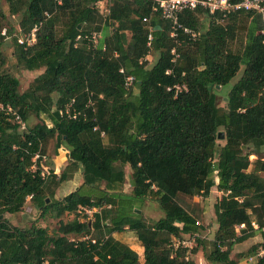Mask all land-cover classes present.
<instances>
[{
    "label": "trees",
    "instance_id": "16d2710c",
    "mask_svg": "<svg viewBox=\"0 0 264 264\" xmlns=\"http://www.w3.org/2000/svg\"><path fill=\"white\" fill-rule=\"evenodd\" d=\"M3 1L0 105L16 111L25 130L0 109V217L22 213L30 196L57 228L49 234L0 218V264H197L198 253L208 264H264L261 16L241 11L215 23L201 8L183 11L180 23L202 33L177 45L169 23L153 12L154 0ZM7 18L18 19L16 30L6 28ZM245 22L244 41L232 49ZM33 29L35 43L20 45ZM94 32L103 34L97 46L86 38ZM8 38L16 67L43 71L22 92L4 69L1 48ZM238 75L221 104L218 94ZM127 77L133 78L129 89ZM72 101L80 112L75 118L63 112ZM32 117L39 122L30 124ZM51 143L53 157L64 150L65 165L57 175L49 162L51 171L42 176L40 161ZM127 169L130 193L123 192ZM79 171L76 190L56 198ZM213 188L221 196L209 239L180 198L207 199ZM149 198L162 213L152 223L137 212ZM79 207L100 210L87 221ZM125 231L135 233L142 257L114 238ZM257 234L260 242L233 257L236 245ZM193 237L191 249L171 247L175 239Z\"/></svg>",
    "mask_w": 264,
    "mask_h": 264
},
{
    "label": "rangeland",
    "instance_id": "374dc122",
    "mask_svg": "<svg viewBox=\"0 0 264 264\" xmlns=\"http://www.w3.org/2000/svg\"><path fill=\"white\" fill-rule=\"evenodd\" d=\"M3 8L5 11H7L6 9V5L3 4L4 1L0 0ZM203 19V23L204 26L206 27L207 25V21H205L204 18ZM8 20V25L6 26V28H8V26H12L13 29L16 30L17 28V24H18V19H12V18H7ZM246 30H247V23H240L238 26V33H237V39L236 41H234V43L232 44V49L234 48H238L239 44L244 41V36L246 34ZM200 34L202 33V31H199ZM15 34V33H14ZM13 34V35H14ZM103 34L100 33V40L102 39ZM13 37V36H11ZM4 56L7 58V63L4 67V69L10 73L11 75H13L14 77H16L20 83V91H24L28 88L29 84L36 78L38 77L43 71L42 70H38V71H26L22 68H18L15 65V60L13 57V50H14V44H13V39L8 38L6 39L3 44H2V48H1ZM155 57H150V63L152 64L154 62ZM241 72H239L238 74H240ZM239 75L236 76L234 79H232L229 84L227 86L224 87V89L221 90V92L218 94L219 95V100L221 102V104H223L222 102V97L223 95L226 94V92L231 88V86L237 81ZM220 90V89H219ZM39 120L35 117H32V119L29 121L30 124H36L38 123ZM52 147L53 144L51 143L49 146V153L48 155H46L47 157H43L42 160L40 161V168H43V172H45V174H49L51 169L49 167H47V164L50 162H52L53 164V172L55 174H59L60 171L63 169L64 165H65V159H64V155L65 152L63 149H59L58 150V155L56 157H53L52 155ZM255 157L251 156L250 160H254ZM37 164V162H36ZM44 168H47L44 169ZM126 175H127V180L126 183L123 187V192L125 193H130L131 189L129 186V170L127 169L126 171ZM81 176H80V171L77 172L74 177L72 178V180L65 182L61 188H59L56 192V198H61L67 194H69L70 192L76 190V188L81 184ZM221 196V194L219 192L216 191L215 188L212 189L210 196L207 199H203L201 197H194V198H185V197H181L180 198V202L181 204L189 211H192L195 213V216L197 217V220L199 221V223L204 226L206 228V231L208 232L207 234V238H212L213 237V227L212 224H215V217H214V213H213V205L216 203V201L219 199V197ZM139 214H142L143 219L145 220L146 223H152L158 219H160L162 217V213L160 211V209L158 208L156 202L149 198L146 199L145 202L142 204L141 209L138 212ZM6 219H8L10 221V224L12 226H16L18 228H22V229H27L32 225H35L37 227H41V228H46V230L48 231L49 234H52L53 231L57 228V221L54 219H51L49 216L46 217H41L40 216V212L35 209L32 205L30 200L26 201V204L23 208L22 213H18V214H14V215H9V214H5L4 216H2ZM0 217V218H2ZM74 218V216H65L63 217L62 221L64 222H68L71 221ZM211 230V231H209ZM114 238L124 244H126L127 246H129L132 250H134L135 252H137L141 257H142V251L137 248V246H140L141 243L139 242V240L137 239L135 233L130 232V231H125L123 233L120 234H114ZM261 240V235L257 234L255 236H253L252 238H250L246 243L242 244V245H238L235 247L233 254V257H235L236 254H240V253H244L246 252L253 244H256L257 242H259ZM142 246V245H141ZM193 259L195 260V262L197 264H208L204 258L202 257V255L200 253L196 254Z\"/></svg>",
    "mask_w": 264,
    "mask_h": 264
},
{
    "label": "built area",
    "instance_id": "2783aa9c",
    "mask_svg": "<svg viewBox=\"0 0 264 264\" xmlns=\"http://www.w3.org/2000/svg\"><path fill=\"white\" fill-rule=\"evenodd\" d=\"M153 12L158 13L160 17L167 21L170 25V38H172L177 45L182 43H192L197 41L200 36L199 31H195L189 27L183 26L179 21V15L183 11H193L201 8L210 16L215 23H220L226 19L229 15L236 12H252L261 16L264 20V0H154ZM147 18L143 19V22H148ZM151 30V29H150ZM35 31H33L25 38H19L18 43L20 45L32 46L35 43ZM264 33V29L262 31ZM93 46L99 45L100 34L91 33L86 37ZM152 41V34L149 33L147 46L150 47ZM175 55V50L171 51ZM122 72V70H120ZM133 83L132 77H127L125 79L124 86L129 89ZM174 89L178 92L185 89L184 86H175ZM170 89H168L169 91ZM1 110H6L8 114L14 119L15 123L19 126L20 130H25V124L22 122L21 117L10 107H4L0 105ZM64 114L69 118H75L80 115L79 111L74 108V101L68 103L64 108ZM62 114V112H60ZM36 156L33 160L36 162ZM35 164L32 166L33 171L36 169ZM43 169V168H42ZM47 170V168H44ZM41 175L45 176V172L41 171ZM30 196L26 200H30ZM100 209L79 207V213L86 215L87 221L93 220V215L99 212ZM198 225V222L196 223ZM254 228H257L255 224H252ZM243 228V225L240 226ZM88 237L81 238V240H86ZM95 243V240L91 241ZM195 246V237L185 240V239H175L173 240L171 247L173 249L185 248L191 249Z\"/></svg>",
    "mask_w": 264,
    "mask_h": 264
},
{
    "label": "crops",
    "instance_id": "0c3cea01",
    "mask_svg": "<svg viewBox=\"0 0 264 264\" xmlns=\"http://www.w3.org/2000/svg\"><path fill=\"white\" fill-rule=\"evenodd\" d=\"M64 159H66V154L64 155ZM212 227H213V230L216 228V225L215 224H212ZM211 231V230H210ZM249 240V239H248ZM248 240H246L245 242L241 243V244H238V245H242L244 243H246ZM261 241V240H260ZM259 241V242H260ZM258 243V242H257ZM236 245V246H238ZM235 246V247H236ZM137 248L139 249V251L141 250L142 251V246H137ZM234 252V251H233ZM260 254H263V252H261ZM239 264H253V261L252 260H248V259H243L239 262Z\"/></svg>",
    "mask_w": 264,
    "mask_h": 264
},
{
    "label": "water",
    "instance_id": "95a60500",
    "mask_svg": "<svg viewBox=\"0 0 264 264\" xmlns=\"http://www.w3.org/2000/svg\"><path fill=\"white\" fill-rule=\"evenodd\" d=\"M217 138H218L219 140H222V139H223V133H219L218 136H217ZM137 212H139V211H137Z\"/></svg>",
    "mask_w": 264,
    "mask_h": 264
}]
</instances>
